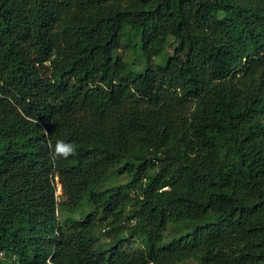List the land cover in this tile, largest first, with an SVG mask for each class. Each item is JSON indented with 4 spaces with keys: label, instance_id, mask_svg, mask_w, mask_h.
<instances>
[{
    "label": "trees",
    "instance_id": "trees-1",
    "mask_svg": "<svg viewBox=\"0 0 264 264\" xmlns=\"http://www.w3.org/2000/svg\"><path fill=\"white\" fill-rule=\"evenodd\" d=\"M186 263L264 264V0H0V264Z\"/></svg>",
    "mask_w": 264,
    "mask_h": 264
},
{
    "label": "clouds",
    "instance_id": "clouds-1",
    "mask_svg": "<svg viewBox=\"0 0 264 264\" xmlns=\"http://www.w3.org/2000/svg\"><path fill=\"white\" fill-rule=\"evenodd\" d=\"M47 135V132L45 131ZM50 148L49 159L50 162L59 163L60 161L68 160L70 157L77 155V145L74 143L65 142L64 140H57L54 145L49 142Z\"/></svg>",
    "mask_w": 264,
    "mask_h": 264
},
{
    "label": "rangeland",
    "instance_id": "rangeland-1",
    "mask_svg": "<svg viewBox=\"0 0 264 264\" xmlns=\"http://www.w3.org/2000/svg\"><path fill=\"white\" fill-rule=\"evenodd\" d=\"M60 193H61V188H60L59 185H57V191H56V194L59 195ZM100 235H103V232H101ZM102 239H103V240H107V239L105 238V236H102ZM186 264H192V263H186Z\"/></svg>",
    "mask_w": 264,
    "mask_h": 264
}]
</instances>
